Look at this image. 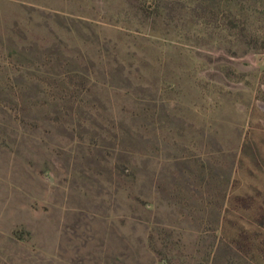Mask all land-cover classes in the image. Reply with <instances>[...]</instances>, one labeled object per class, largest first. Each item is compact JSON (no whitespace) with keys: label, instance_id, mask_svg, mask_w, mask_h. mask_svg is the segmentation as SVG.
Returning a JSON list of instances; mask_svg holds the SVG:
<instances>
[{"label":"rangeland","instance_id":"obj_1","mask_svg":"<svg viewBox=\"0 0 264 264\" xmlns=\"http://www.w3.org/2000/svg\"><path fill=\"white\" fill-rule=\"evenodd\" d=\"M263 104L264 0H0V264H264Z\"/></svg>","mask_w":264,"mask_h":264},{"label":"crops","instance_id":"obj_2","mask_svg":"<svg viewBox=\"0 0 264 264\" xmlns=\"http://www.w3.org/2000/svg\"><path fill=\"white\" fill-rule=\"evenodd\" d=\"M110 157H111L110 159L107 156L101 157V159L103 160L102 161L103 166L100 165L99 171L102 172V174H108V176H111V178L106 176L107 181L114 179L112 181H115V182L117 181L118 183H121V185L128 184L129 178L125 177L123 175V172H122L123 164L121 165V162H123L124 159H122L121 157H118V156H116L117 158H114L113 156H110ZM104 161L106 162V164L104 163ZM129 167H130L129 169L131 171V181L134 182V181H136V177H135V175L133 176V174L137 173L139 166L137 164L132 163ZM146 169H147V167H146ZM129 195L130 194H128V196Z\"/></svg>","mask_w":264,"mask_h":264},{"label":"water","instance_id":"obj_3","mask_svg":"<svg viewBox=\"0 0 264 264\" xmlns=\"http://www.w3.org/2000/svg\"><path fill=\"white\" fill-rule=\"evenodd\" d=\"M263 108H264V104H263Z\"/></svg>","mask_w":264,"mask_h":264}]
</instances>
